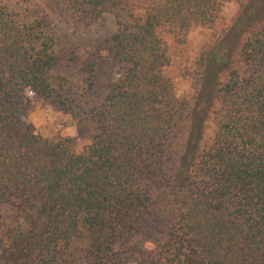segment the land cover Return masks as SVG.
<instances>
[{
  "label": "trees",
  "instance_id": "1",
  "mask_svg": "<svg viewBox=\"0 0 264 264\" xmlns=\"http://www.w3.org/2000/svg\"><path fill=\"white\" fill-rule=\"evenodd\" d=\"M0 0V264H264V16L213 89L215 132L195 141V93L179 95L166 73L169 37L188 41L214 27L228 1ZM264 1V0H263ZM104 15L117 28L102 39L112 78L96 87L98 63L84 61L81 111L91 142L49 138L29 116L32 95L75 110L73 85L56 73L73 66L80 44L52 24L91 27ZM166 218L154 239L147 228Z\"/></svg>",
  "mask_w": 264,
  "mask_h": 264
},
{
  "label": "rangeland",
  "instance_id": "2",
  "mask_svg": "<svg viewBox=\"0 0 264 264\" xmlns=\"http://www.w3.org/2000/svg\"><path fill=\"white\" fill-rule=\"evenodd\" d=\"M12 6H19L16 0H5ZM264 16V1L252 0L246 7L237 1L225 3L221 16L214 27L195 26L185 43L169 37L172 63L166 73L173 79L179 95L191 96L195 93V67L202 53H206V65L199 92L196 96L194 109L195 141L204 137L209 143L215 132L213 110L216 101L213 89L219 76H223L232 56L237 57L238 47L245 39L247 26ZM54 28L63 36L76 37L80 48L71 67L65 64L57 67L56 73L62 77L66 75L67 85H73L75 92V110H70L53 100L44 99L39 95H32L33 109L29 116L37 130L53 139L72 137L73 146L77 151H84L91 142V123L80 119L81 111L89 104L97 101V95L87 92L85 86L86 73L81 67L84 61L98 63L96 67V87L104 90L112 78V55L102 39L117 28L116 21L110 15H104L101 20L91 27L74 28L59 17H53ZM166 218L154 216L147 228L148 236L154 239L162 235ZM67 255L72 264H84L80 256L69 251ZM140 254L127 257L128 264H140Z\"/></svg>",
  "mask_w": 264,
  "mask_h": 264
}]
</instances>
